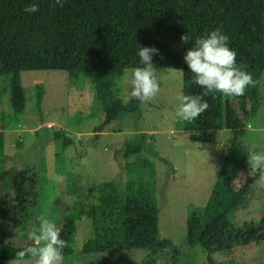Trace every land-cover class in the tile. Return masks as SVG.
Instances as JSON below:
<instances>
[{"label": "trees", "instance_id": "trees-1", "mask_svg": "<svg viewBox=\"0 0 264 264\" xmlns=\"http://www.w3.org/2000/svg\"><path fill=\"white\" fill-rule=\"evenodd\" d=\"M30 4H38L39 11L25 12ZM52 5L53 0H0V76L10 77L9 102L15 116L24 109L20 71H63L83 76L80 83L67 87L66 121L91 117L99 101L102 111L92 129L94 139L121 133L125 118L137 115L142 103L121 102L114 79L125 69L142 66L139 47L158 49L152 59L156 69L180 70L181 92L201 95L203 89L194 83L184 56L197 37L215 29L229 37L237 65L254 79L264 72V0H65L63 8ZM182 35H190L192 42L183 43ZM34 85L41 115L43 86L39 81ZM258 89L259 85L250 86L241 97L205 96L209 108L191 123L174 115L183 124L187 150L224 152L206 203L187 207L185 244L175 246L159 238L158 209L145 193V183L134 181L131 168L126 172L129 165L124 161L143 148V134L136 133L113 152V158L123 163L126 194H118L121 176L96 187L97 202L87 212L91 230L78 252L71 245L75 220L67 216L64 195L40 186L31 164L1 168L0 264L33 244L29 235L41 216L57 224L67 243L64 257H74L77 264H105L112 254L134 250L143 252L137 264H196L200 251L206 254V264H216L215 254L229 255L236 248L263 242L264 216L238 226L232 222L233 212L259 179L248 160L252 144L241 141L260 107ZM223 130L231 134L226 146L219 142ZM54 136L60 143L55 159L62 165V151L70 142L59 133ZM7 159L0 134V161Z\"/></svg>", "mask_w": 264, "mask_h": 264}, {"label": "rangeland", "instance_id": "rangeland-1", "mask_svg": "<svg viewBox=\"0 0 264 264\" xmlns=\"http://www.w3.org/2000/svg\"><path fill=\"white\" fill-rule=\"evenodd\" d=\"M115 78L118 97L126 75ZM160 92L149 103H142L137 115L125 118L121 133L102 134L96 141L92 129L98 124L102 104L97 101L87 119L76 117L73 123L65 119L66 91L69 84H78L82 75L71 76L63 71H20L24 94V109L15 116L10 102L9 76H0V134L8 162L0 161V169L15 163L34 166L40 186H48L65 197L67 216L75 220L71 237L74 252H78L91 230L88 210L97 202L96 187L121 176V162L113 158L133 134H143V148L132 159H126V172L131 168L135 182H144V191L158 209L159 238L175 246L186 243L187 207L203 205L209 198L224 152L187 150L182 122L174 115L182 89V73L177 69L157 70ZM261 77H264V72ZM43 86L41 115L35 104V82ZM119 83V87H118ZM260 107L255 119L248 122L243 144L257 145L264 150V83L259 85ZM223 97H226L223 95ZM121 102L123 100L120 99ZM124 103V102H123ZM251 125V127H249ZM55 133L70 143L62 151L63 164L55 155L60 143ZM231 134L223 130L219 142L229 144ZM118 194L124 197L125 177L121 176ZM264 216V186L260 178L243 198V204L233 212L232 222L238 226ZM142 251L112 254L105 264H137ZM216 264H264V241L236 248L229 255H213ZM28 264H35L28 259ZM6 264H9L6 263ZM64 264H77L74 257H65ZM196 264H206V254H197Z\"/></svg>", "mask_w": 264, "mask_h": 264}, {"label": "clouds", "instance_id": "clouds-1", "mask_svg": "<svg viewBox=\"0 0 264 264\" xmlns=\"http://www.w3.org/2000/svg\"><path fill=\"white\" fill-rule=\"evenodd\" d=\"M64 3L65 0H53L52 6L63 8ZM24 11L33 14L39 11V6L30 4ZM181 41L187 44L192 42V38L190 35H182ZM228 45L229 37L220 29H215L197 37L186 52L184 60L195 76L194 83L203 91L201 95H186L181 92L177 96L179 104L175 115L180 120L191 123L204 113L209 108V104L203 99L205 96L220 93L241 97L250 86L256 87L264 83V77L254 79L250 72L243 70L244 66L237 65V54ZM158 54L155 47H139L138 56L142 66L125 69L130 74L126 75L118 97L124 103L132 99L149 103L158 95L161 90L160 83L157 69L152 63L153 56ZM257 147H249L248 160L252 171L259 174L261 186H264V151H257ZM29 239L33 244L18 251L9 264H28L26 257H30L35 264H64L63 250L67 243L61 239L60 228L52 219L41 216L38 228L32 230Z\"/></svg>", "mask_w": 264, "mask_h": 264}]
</instances>
